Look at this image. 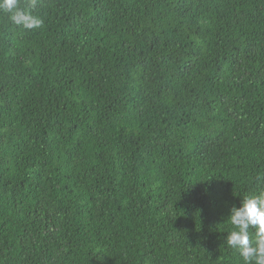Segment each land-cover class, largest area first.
I'll return each mask as SVG.
<instances>
[{
  "label": "trees",
  "instance_id": "16d2710c",
  "mask_svg": "<svg viewBox=\"0 0 264 264\" xmlns=\"http://www.w3.org/2000/svg\"><path fill=\"white\" fill-rule=\"evenodd\" d=\"M0 11V264H244L264 191V0Z\"/></svg>",
  "mask_w": 264,
  "mask_h": 264
},
{
  "label": "clouds",
  "instance_id": "9594fccd",
  "mask_svg": "<svg viewBox=\"0 0 264 264\" xmlns=\"http://www.w3.org/2000/svg\"><path fill=\"white\" fill-rule=\"evenodd\" d=\"M37 3L30 0V9ZM0 11L9 15L12 24L26 30L43 25L42 18L21 7L19 0H0ZM228 219L233 227L227 233V245L239 252L244 264H264V191L243 197L239 206L231 207Z\"/></svg>",
  "mask_w": 264,
  "mask_h": 264
}]
</instances>
